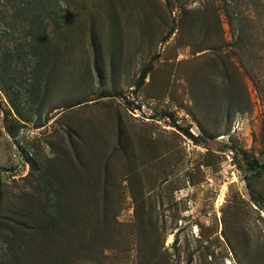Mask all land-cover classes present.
Segmentation results:
<instances>
[{"label":"rangeland","instance_id":"rangeland-1","mask_svg":"<svg viewBox=\"0 0 264 264\" xmlns=\"http://www.w3.org/2000/svg\"><path fill=\"white\" fill-rule=\"evenodd\" d=\"M254 164L264 0H0V264H264Z\"/></svg>","mask_w":264,"mask_h":264},{"label":"trees","instance_id":"trees-1","mask_svg":"<svg viewBox=\"0 0 264 264\" xmlns=\"http://www.w3.org/2000/svg\"><path fill=\"white\" fill-rule=\"evenodd\" d=\"M258 168H261L262 170H264V164H262L260 166L258 164L251 165L250 169L255 170V169H258Z\"/></svg>","mask_w":264,"mask_h":264},{"label":"built area","instance_id":"built-area-1","mask_svg":"<svg viewBox=\"0 0 264 264\" xmlns=\"http://www.w3.org/2000/svg\"><path fill=\"white\" fill-rule=\"evenodd\" d=\"M227 151H228V156H227V157H228V158H231V157H229V156H232V155H233L232 151L229 150V149H228Z\"/></svg>","mask_w":264,"mask_h":264}]
</instances>
